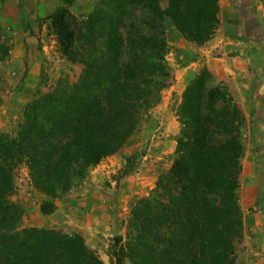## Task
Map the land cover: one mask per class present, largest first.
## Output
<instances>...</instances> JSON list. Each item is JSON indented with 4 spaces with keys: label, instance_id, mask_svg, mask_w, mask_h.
<instances>
[{
    "label": "trees",
    "instance_id": "trees-1",
    "mask_svg": "<svg viewBox=\"0 0 264 264\" xmlns=\"http://www.w3.org/2000/svg\"><path fill=\"white\" fill-rule=\"evenodd\" d=\"M60 1L51 27L61 51L84 69L69 93L29 103L16 137L0 135V264H104L79 234L19 229L21 211L7 202L14 170L25 162L32 187L47 197L69 192L160 100L169 73L157 25L168 19L202 46L220 22L219 0H169L166 8L161 0H108L83 21L69 9L75 0ZM8 54L0 44V63ZM178 115L177 157L133 206L126 241L116 240V264H235L244 116L208 68L187 86ZM44 205V214L53 211Z\"/></svg>",
    "mask_w": 264,
    "mask_h": 264
},
{
    "label": "rangeland",
    "instance_id": "rangeland-1",
    "mask_svg": "<svg viewBox=\"0 0 264 264\" xmlns=\"http://www.w3.org/2000/svg\"><path fill=\"white\" fill-rule=\"evenodd\" d=\"M107 2L75 0L69 9L83 21ZM168 2L161 0L162 7ZM61 6L60 0H0V44L9 47L0 63V135L16 137L29 103L69 93L80 79L84 65L61 51L51 27L50 16ZM219 18L215 35L202 46L186 40L168 19L157 25L166 37L169 73L160 100L143 113L125 144L90 168L69 192L47 197L32 187L25 162L16 166L7 202L21 211L19 229L79 234L104 264H116V240L126 241L133 206L177 157L184 92L208 68L244 116L237 190L243 235L235 264H264V0H219ZM46 202L53 206L49 214L42 211Z\"/></svg>",
    "mask_w": 264,
    "mask_h": 264
},
{
    "label": "crops",
    "instance_id": "crops-1",
    "mask_svg": "<svg viewBox=\"0 0 264 264\" xmlns=\"http://www.w3.org/2000/svg\"><path fill=\"white\" fill-rule=\"evenodd\" d=\"M214 62V60H211V63H213ZM214 67H215V65H214ZM218 67V66H217ZM216 68V67H215ZM220 69V68H219Z\"/></svg>",
    "mask_w": 264,
    "mask_h": 264
}]
</instances>
